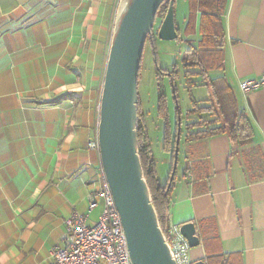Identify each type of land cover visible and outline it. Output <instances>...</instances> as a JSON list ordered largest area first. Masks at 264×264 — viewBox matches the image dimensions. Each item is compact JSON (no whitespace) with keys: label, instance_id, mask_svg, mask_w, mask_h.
I'll return each instance as SVG.
<instances>
[{"label":"crops","instance_id":"1","mask_svg":"<svg viewBox=\"0 0 264 264\" xmlns=\"http://www.w3.org/2000/svg\"><path fill=\"white\" fill-rule=\"evenodd\" d=\"M117 3L0 0V264H47L69 214L92 223L103 209L99 198L88 209L101 181L88 142ZM222 24L223 68L213 75L224 76L252 136L182 140L157 175L166 183L173 172L167 222L195 223L190 262L264 264V84L239 87L264 72V0H226Z\"/></svg>","mask_w":264,"mask_h":264},{"label":"water","instance_id":"2","mask_svg":"<svg viewBox=\"0 0 264 264\" xmlns=\"http://www.w3.org/2000/svg\"><path fill=\"white\" fill-rule=\"evenodd\" d=\"M161 2L118 0L99 97L96 135L99 162L120 217L132 264H177L151 202L136 132L138 72L144 44L147 36L153 35L155 15ZM156 36L165 40L178 37L174 0H169ZM178 143L177 136L174 159ZM179 229L189 246L199 243L194 222H184ZM190 264L206 262L198 259Z\"/></svg>","mask_w":264,"mask_h":264},{"label":"trees","instance_id":"3","mask_svg":"<svg viewBox=\"0 0 264 264\" xmlns=\"http://www.w3.org/2000/svg\"><path fill=\"white\" fill-rule=\"evenodd\" d=\"M226 0H186L187 14L184 16L182 27L178 26L183 33H190L194 26L197 27L199 38L196 45H189L181 55L182 77L184 88L187 92L192 86L198 85L195 76H200L201 84L207 89V97L204 104L197 106V100L191 97V106L185 109L186 116L193 115L190 121H181L185 117L182 114L178 101V86L174 83L179 77L176 66L162 68L155 65V83L157 91L156 114L162 121L163 149L169 153L171 161L174 160L176 138L185 142H197L218 133H227L231 140L244 142L252 136L251 125L243 112L238 111L232 89L226 85L224 76H211L209 69L223 68V24L222 14ZM169 0H162L159 4L153 27L157 29L163 17ZM176 0H174V11ZM197 15V16H196ZM153 47L154 36H147ZM191 43V42H190ZM140 77L138 72V78ZM166 77L170 87V97L173 105V116H170L167 106V94L164 90L162 78ZM172 80V82H171ZM207 113L211 117L202 114ZM144 111L138 97L137 108V141L138 154L143 170L144 179L147 183L151 202L155 208L159 226L164 235L167 233L168 217L170 214V190L173 179L166 183H160L154 166L152 151L150 148L147 124L144 120ZM179 123V125H178ZM184 127L185 131H182ZM197 149L187 152L193 157Z\"/></svg>","mask_w":264,"mask_h":264},{"label":"built area","instance_id":"4","mask_svg":"<svg viewBox=\"0 0 264 264\" xmlns=\"http://www.w3.org/2000/svg\"><path fill=\"white\" fill-rule=\"evenodd\" d=\"M262 84L264 72L257 77L242 79L239 87L246 92ZM88 145L98 147L97 138L90 140ZM99 167L101 181L89 197L88 209L96 206L97 198L103 201V209L97 220L92 223L87 221V214H69L65 218L64 234L60 241L49 249L47 264H132L119 214L100 164ZM179 227L180 225L168 223L165 240L177 264H190V246Z\"/></svg>","mask_w":264,"mask_h":264},{"label":"rangeland","instance_id":"5","mask_svg":"<svg viewBox=\"0 0 264 264\" xmlns=\"http://www.w3.org/2000/svg\"><path fill=\"white\" fill-rule=\"evenodd\" d=\"M187 14V3L186 0H176V6L174 11L175 21L178 23L177 25L182 27V22L184 21V16ZM197 16V15H196ZM152 32L154 36L153 47L149 43L148 40L145 41L140 68L139 75L140 77L137 80V89L138 96L140 99V104L145 113L144 120L147 124V130L149 135L150 148L152 151V157L154 161L156 175L157 172L162 173L161 170H167L166 163L170 159V155L165 152L163 149V139L162 132L159 126L162 124L161 119L156 114V99H157V91H156V83H155V65H159L162 68H170L171 66H176L179 71V77L175 78L174 83L178 86V101L177 104L179 108L184 114L185 109H188L191 106V97L192 95L197 100V106L204 104V98L207 97V89L204 85L201 84L200 76H195L194 80L198 83L196 86H192L190 91L184 88V80L182 77V64H181V55L185 48L189 45H196V40L199 38V33L197 27L194 26L193 30L190 33H183L180 29L178 33V37L172 40L160 39L156 36V27L152 28ZM110 35L107 36V51L110 41ZM191 42V43H190ZM216 69H209V74L214 76L213 73ZM219 70V69H217ZM162 83L164 84V90L167 94V106L170 113V116H173V105L170 97V87L168 85V80L166 77L162 78ZM182 118L183 121H190L193 117L192 114ZM205 117H211L207 113L202 114ZM185 131L184 127L182 131ZM182 140L178 143L179 147V156L181 155L182 146L179 145ZM168 159V160H166ZM165 164V165H164ZM158 177V175H157Z\"/></svg>","mask_w":264,"mask_h":264},{"label":"flooded vegetation","instance_id":"6","mask_svg":"<svg viewBox=\"0 0 264 264\" xmlns=\"http://www.w3.org/2000/svg\"><path fill=\"white\" fill-rule=\"evenodd\" d=\"M162 127V126H161Z\"/></svg>","mask_w":264,"mask_h":264}]
</instances>
